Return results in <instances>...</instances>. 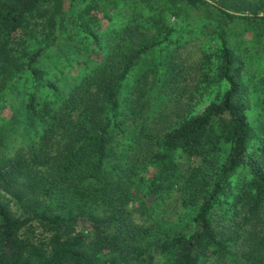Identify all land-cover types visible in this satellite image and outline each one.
Returning a JSON list of instances; mask_svg holds the SVG:
<instances>
[{"label": "trees", "instance_id": "trees-1", "mask_svg": "<svg viewBox=\"0 0 264 264\" xmlns=\"http://www.w3.org/2000/svg\"><path fill=\"white\" fill-rule=\"evenodd\" d=\"M45 1L0 0V92L20 69L41 81V58L53 41L33 40L46 33L76 37L86 55L95 56V67L55 107H39L34 96L26 103L39 132L28 152L6 156L0 135V264H142V250L112 232L117 224L125 228L126 220L111 204L116 183L103 174L119 156L124 183L136 174L133 161H125V145L117 142L124 133L151 149L144 167L150 172L140 176L150 181L149 192L179 178L193 209L191 233L156 244L166 264H205L220 253L233 257L230 248L240 252L233 264H264V120L255 125L249 118L252 98L264 84L248 75L236 45L225 41L226 33L205 45L195 89H179L189 97L167 133L150 129L152 103L129 97L140 64L162 43L182 39L187 26L176 28L187 10H213L228 25L247 23L259 35L264 0H144L139 8L129 0H74L58 21L43 8ZM124 10L135 22L101 37L97 14ZM148 34L163 36L162 42H149ZM253 44H260L257 37ZM167 79L165 72L158 77L160 91L170 86ZM257 106L264 108V97ZM216 206L223 209L219 223L212 217ZM81 221L89 226L86 234L78 230Z\"/></svg>", "mask_w": 264, "mask_h": 264}, {"label": "rangeland", "instance_id": "rangeland-1", "mask_svg": "<svg viewBox=\"0 0 264 264\" xmlns=\"http://www.w3.org/2000/svg\"><path fill=\"white\" fill-rule=\"evenodd\" d=\"M73 1L46 0L43 8L49 10V14L58 21L61 15L68 11ZM142 1L144 0H129L128 3L139 8L143 7V4H140ZM151 1L155 4L157 0ZM142 13L145 14V11ZM212 13L214 14L187 10L184 17L181 18V24H178L176 28L178 30L184 25L187 26L184 28L185 34L182 35V39H174L175 42L168 46H165L166 43L157 46L153 55L147 57L140 64L141 69L137 70L131 79L130 84L133 92L129 97L134 101L144 97L146 102L152 103L153 111L149 127L157 134L167 133L174 128V114L182 108L189 97L188 95L180 96L179 89L184 87L188 91L195 89L194 85L199 79V68L203 61L205 45L212 41H218L217 36L227 34L225 41H231L236 45L239 53L244 55L248 75H254L256 85L264 84V32L259 35L255 34L256 31H252L247 23L228 25L227 19L219 18L218 13L213 10ZM97 18L99 19L100 35L105 39L110 36L111 31L120 32L126 24L135 22L134 16L127 10L120 13L113 12L105 16L97 14ZM167 19L170 22L173 21L172 17H167ZM55 35L53 38V32H50L42 37L37 35L38 37L33 40L53 41L41 58L39 69L44 71L41 81H33L30 76H25L20 69L0 92V135L4 138L5 143L1 150L8 157H15L20 152H28L38 138L39 132L33 130L25 111V105L30 101V98L34 96L35 101L39 102V107L46 104L49 107H55V101L71 94L82 77L95 67L93 61L95 56L86 55L84 50L78 46L76 37L69 39L70 34L65 33L60 36ZM256 37L259 39L260 44L258 45L253 44V39L256 40ZM146 39L149 42L158 43L162 42L163 36L154 37L148 34ZM164 72L168 75L167 82L170 86L166 90L160 91L156 83L158 77ZM261 81L263 83H260ZM51 86L56 91L51 89ZM262 89L252 98L254 107L249 118L255 125L264 120V108L257 106L260 105V101L264 97ZM208 99L207 96L200 99L197 109L202 110ZM124 135L117 136V142L121 146L125 145V161H133L132 163L136 166V174L124 183V171L121 173L117 169L124 162L122 156L117 157L110 164L109 170L103 173L105 175L109 173L108 181L116 183L111 187L115 192L111 204L116 205L117 211L122 212V219L126 220L125 228H120L122 225L117 224L112 228V232L119 237L121 242L130 243L129 245L142 250L143 255L140 258L143 261L142 264H166L167 258L158 254L156 244L158 241L191 233L193 209L185 203V192L179 178L172 185L169 184L167 189L155 194L149 192L150 181L141 180L140 176L150 172L144 167L145 159L150 155L151 149L143 147L141 142L130 140L128 133H124ZM114 165L116 170L112 172ZM117 178L122 180L116 182ZM103 179L99 178V184H104ZM122 193H124L123 196H121ZM120 196L121 199H119ZM122 197L126 198L122 200ZM9 206L16 217L22 215L12 203ZM219 206H216L212 213L215 223H219L222 217L223 209ZM107 213H111V210H107ZM225 223L226 221L221 222L219 227ZM78 230L86 234L90 229L87 222L81 221ZM40 231L38 230L37 233L39 237H43L44 235L40 234ZM230 251L233 257L220 253L212 256L205 264H233L234 259L237 260L240 257V252L237 248H230Z\"/></svg>", "mask_w": 264, "mask_h": 264}]
</instances>
